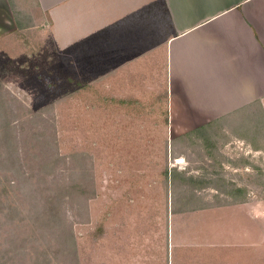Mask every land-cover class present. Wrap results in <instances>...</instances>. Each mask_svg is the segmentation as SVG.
<instances>
[{"label":"rangeland","instance_id":"374dc122","mask_svg":"<svg viewBox=\"0 0 264 264\" xmlns=\"http://www.w3.org/2000/svg\"><path fill=\"white\" fill-rule=\"evenodd\" d=\"M27 8L0 26V264H95L113 208L131 204L122 219L139 228L166 203L241 204L204 221L249 229L250 264H264V112L171 129L164 98L73 82L78 62Z\"/></svg>","mask_w":264,"mask_h":264},{"label":"crops","instance_id":"0c3cea01","mask_svg":"<svg viewBox=\"0 0 264 264\" xmlns=\"http://www.w3.org/2000/svg\"><path fill=\"white\" fill-rule=\"evenodd\" d=\"M28 6L78 62L66 73L73 82L111 81L118 98H164L171 129L264 112V0H0V26L9 19L18 29ZM127 205L103 219L87 255L95 264H250L249 229L204 221L244 212L241 204L181 211L166 203L163 218L156 211L139 228L122 219Z\"/></svg>","mask_w":264,"mask_h":264}]
</instances>
